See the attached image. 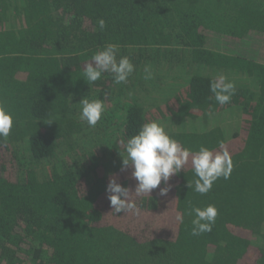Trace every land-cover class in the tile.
I'll list each match as a JSON object with an SVG mask.
<instances>
[{"label":"trees","instance_id":"obj_1","mask_svg":"<svg viewBox=\"0 0 264 264\" xmlns=\"http://www.w3.org/2000/svg\"><path fill=\"white\" fill-rule=\"evenodd\" d=\"M107 44L135 73L181 46L190 64L242 83L223 106L209 90L217 76L199 74L169 96L139 91L120 104L115 97L128 87L112 74L92 84L82 77ZM83 98L104 102L98 131L80 119ZM0 105L13 116L9 137L0 138V264H264V0H0ZM232 108L234 130L197 123ZM167 120L184 125L167 133L183 147L227 151L230 177L201 195L188 187L189 162L136 196L120 141ZM113 176L135 209L113 211ZM207 205L218 210L215 224L192 236L187 210Z\"/></svg>","mask_w":264,"mask_h":264},{"label":"clouds","instance_id":"obj_2","mask_svg":"<svg viewBox=\"0 0 264 264\" xmlns=\"http://www.w3.org/2000/svg\"><path fill=\"white\" fill-rule=\"evenodd\" d=\"M100 30L106 27L104 19L97 21ZM119 48L115 44H107L96 51L91 61L83 68L82 77L88 84L95 83L104 73L113 76L114 83L120 84L127 81L133 73L135 66L127 56L117 59ZM146 79L150 78L149 69L145 68ZM209 90L217 104L223 106L230 102L235 94L236 87L227 77L220 74L210 81ZM80 119L89 127H95L105 111L102 100H89L83 98ZM13 127L12 114L0 105V138H7ZM120 144L127 158L122 160V170L131 167V177L137 181L134 194L142 196L157 189L161 182L168 184L170 178L179 174L186 165L191 164L195 179L188 182V187L201 195L207 194L215 181L223 177L228 179L233 169L231 157L227 151L213 152L207 147L200 146L198 151L183 147L178 141L171 138L165 129L156 121L146 122L141 125L138 133L127 141L121 140ZM160 188V195H166L170 189ZM106 192L113 211L117 214L135 209L131 202L133 193L123 187L113 176L109 178ZM187 215L192 216V236H200L210 232L215 224L218 210L214 205L204 208L191 207ZM185 213H178L175 217L178 223L184 222Z\"/></svg>","mask_w":264,"mask_h":264},{"label":"rangeland","instance_id":"obj_3","mask_svg":"<svg viewBox=\"0 0 264 264\" xmlns=\"http://www.w3.org/2000/svg\"><path fill=\"white\" fill-rule=\"evenodd\" d=\"M18 14L19 12L16 13L14 11V15H12V21L14 23L16 22V19L19 16ZM172 48H175L172 53H158V55L153 59V61L151 59L149 66L147 67L151 74L150 78H145L147 73H145L144 68L137 67L136 69L139 70H137L136 73L133 72L132 74H130L126 82L121 83V89H124L125 87L128 88L125 92L117 95L115 97L116 100H119L120 104L129 102L128 100L129 98H132V96L134 95L133 93L139 91H141L142 94H146L147 97L152 96L153 98L160 99L173 94V92L176 91L178 85H181L191 75L199 74L203 76H218L224 73L213 68L192 65L189 63L187 54H185V50H181L183 49L181 46L178 49L176 47ZM232 78L236 82L232 81V79H230V82H233L235 86H237L238 83H242V81L240 82L238 80L237 76ZM125 93H128V95H123ZM80 115L81 111L79 112V116ZM198 120L199 121L197 123L199 125L204 124L207 126H218L226 132L237 128L239 115L238 110L232 108L227 109V111L223 114H212L207 118H201ZM82 123L86 125L88 129L94 128L89 127L85 121H83ZM158 124H160L165 129L166 133L180 131L183 129L182 123L173 120H167ZM95 128L96 131L100 130L97 126H95ZM108 136L109 135H105V133L103 132L102 136L99 137L102 140L101 142L103 146L104 143L107 142L105 140H108ZM96 149L100 150V147L96 146ZM255 245H263V243H261V241H257Z\"/></svg>","mask_w":264,"mask_h":264}]
</instances>
